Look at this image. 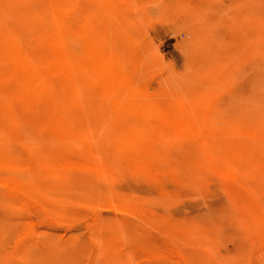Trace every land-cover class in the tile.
Segmentation results:
<instances>
[{"label": "rangeland", "instance_id": "rangeland-1", "mask_svg": "<svg viewBox=\"0 0 264 264\" xmlns=\"http://www.w3.org/2000/svg\"><path fill=\"white\" fill-rule=\"evenodd\" d=\"M0 264H264V0H0Z\"/></svg>", "mask_w": 264, "mask_h": 264}, {"label": "bare ground", "instance_id": "bare-ground-1", "mask_svg": "<svg viewBox=\"0 0 264 264\" xmlns=\"http://www.w3.org/2000/svg\"><path fill=\"white\" fill-rule=\"evenodd\" d=\"M12 42V41H11ZM59 43V42H58ZM57 44V43H56ZM55 44V45H56ZM62 45V44H61ZM17 46V45H16ZM16 46H13V47H15L16 48ZM9 47V46H8ZM12 46H11V48H13ZM52 47V46H51ZM10 48V47H9ZM17 49H18V47H17ZM52 50V49H51ZM19 51V50H18ZM15 52V51H14ZM56 52H57V50H56ZM64 53V52H63ZM15 54V53H14ZM20 56V55H19ZM65 57V56H64ZM57 61V60H56ZM70 61V60H69ZM72 62V61H71ZM65 64V63H64ZM69 65L71 66V64H70V62H69ZM69 65H67V67L69 66ZM54 67V66H53ZM66 69V68H65ZM65 71V70H64ZM60 72V71H59ZM31 104V103H30ZM35 116V115H34ZM156 116V115H155ZM38 118V117H37ZM163 120V119H162ZM40 121V120H39ZM164 123H165V121H164ZM168 123V122H167ZM166 125V124H165ZM171 125V124H170ZM177 125V124H176ZM166 126H168V125H166ZM165 126V127H166ZM172 126V125H171ZM180 126V125H179ZM163 127V126H162ZM167 128V127H166ZM169 128V127H168ZM170 129V128H169ZM176 129V128H175ZM171 130H172V128H171ZM169 131V130H168ZM243 222V221H242ZM248 222V221H247ZM244 224H245V222H244Z\"/></svg>", "mask_w": 264, "mask_h": 264}]
</instances>
